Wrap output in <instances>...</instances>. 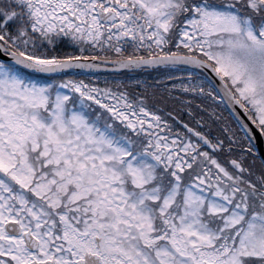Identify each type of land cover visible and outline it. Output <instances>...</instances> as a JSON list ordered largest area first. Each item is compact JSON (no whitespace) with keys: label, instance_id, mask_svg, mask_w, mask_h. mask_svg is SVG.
I'll list each match as a JSON object with an SVG mask.
<instances>
[{"label":"snow or ice","instance_id":"snow-or-ice-1","mask_svg":"<svg viewBox=\"0 0 264 264\" xmlns=\"http://www.w3.org/2000/svg\"><path fill=\"white\" fill-rule=\"evenodd\" d=\"M0 264H264V0H0Z\"/></svg>","mask_w":264,"mask_h":264},{"label":"flooded vegetation","instance_id":"flooded-vegetation-1","mask_svg":"<svg viewBox=\"0 0 264 264\" xmlns=\"http://www.w3.org/2000/svg\"><path fill=\"white\" fill-rule=\"evenodd\" d=\"M145 74H146V77H148L147 78L148 80H151L156 77V73H145Z\"/></svg>","mask_w":264,"mask_h":264},{"label":"trees","instance_id":"trees-1","mask_svg":"<svg viewBox=\"0 0 264 264\" xmlns=\"http://www.w3.org/2000/svg\"><path fill=\"white\" fill-rule=\"evenodd\" d=\"M141 78L147 79L148 77H146V74L144 73Z\"/></svg>","mask_w":264,"mask_h":264}]
</instances>
